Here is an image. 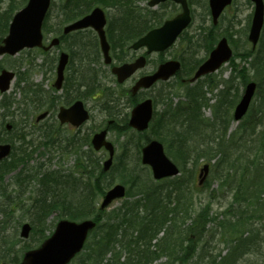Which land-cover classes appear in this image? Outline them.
<instances>
[{
  "label": "rangeland",
  "instance_id": "1",
  "mask_svg": "<svg viewBox=\"0 0 264 264\" xmlns=\"http://www.w3.org/2000/svg\"><path fill=\"white\" fill-rule=\"evenodd\" d=\"M26 1L0 0V15L3 18H6L8 15L12 17L17 10L25 5ZM64 2L65 0H53L51 4L52 6L46 20L47 31L43 35L46 41H49L56 32L51 30L59 29L60 31V27L64 25L62 23L64 20L62 5ZM148 2L149 0H134V6L141 11L142 15H146L148 12L154 13L157 18H160L159 23L166 19L170 12L175 10V6L169 4H159L154 8H149ZM189 4L193 21L184 32V35L170 49L161 53L162 55L152 54L146 67L138 71L131 80L121 86L116 83L115 78L110 73V69L101 63L102 58L98 52L99 55L96 54V57L100 60V66L96 67L95 64H90L89 62L83 63L82 67L77 66L75 63L69 64L65 70V82L62 89L58 92L53 90L52 84L56 78L55 69L58 54L60 51H69L70 54L72 50L71 45L74 44V41L76 42L78 34L69 37L63 45L53 48L46 54H41V51L34 49H25L12 57H0V71L1 69H6L16 74L9 91L0 95V143H9L12 146L11 155L5 161L14 163V160H17L15 162L17 165L12 170L3 173L0 182V264H14L15 261L11 262L12 258L17 256L19 260L21 251L24 248L36 246L42 239V234L44 236L48 235L56 221V214L50 215L49 213L37 227L34 228L30 223L32 220L35 222L33 216L34 200L37 199V193L42 190L38 184L44 179L43 175L37 178L34 177L39 167H41V172L59 173L64 177L73 173L74 175L71 178L82 180V182L85 179H89L91 184L98 179L100 183L102 182V188H105V190L115 184H122L126 190L134 193L137 191L134 184L136 186L142 184L150 185L154 182L150 170L140 163V147L137 150V146H142L148 138L156 139L162 143L166 156L179 167L182 172L181 175H192L189 179L192 180V185L198 187L194 191V209L210 206L209 218L213 219L215 215L218 216L219 221L214 220L208 223L206 235L202 240L209 254L213 257L218 256L219 261L227 253L230 245L224 242V240L227 242L228 238L224 236V230L219 225V222L222 220L223 213L225 217L230 212L228 211L229 206L231 208L236 207L233 204L234 187H230L228 183L229 177L226 178L227 175L232 174L234 171L232 165L234 155L229 157L225 163L224 161L218 163V160L222 158V153L218 152L217 154L214 151H210V149L208 150L209 152L206 151L201 156L197 155L201 151L200 147L205 149L208 147L215 148L220 137L224 140L223 135L220 136L221 131L224 130L223 123L222 130H207L209 124L217 121L214 116L217 106H220V109L224 113L223 121L226 122V119H228L229 126H227L226 138L228 136L231 138L241 126L240 124L248 117L247 114L239 123L234 122L232 119L233 107L239 100L243 88L240 76L234 71L232 62L225 64L217 73L190 86L192 89L198 88L201 90L202 100L199 101V108L196 113L200 118L198 121L199 127L196 134L191 136L192 139L190 138L189 143L185 144L186 147H190L192 150L186 154V160L177 155L173 148L170 151L168 149L170 147L169 134L176 132L183 133L185 130L193 134L196 131V128L193 127V117L189 118L186 122H182L181 126L178 123L176 126L174 116L169 111L170 106L176 108L180 105L186 106L188 104V101L185 99L186 92L184 87L175 80L169 83H158L153 90L149 92L141 91L138 94V99L146 95L156 99V104L154 105L155 117L148 130L141 134L132 131L120 132V128L122 127L121 122L125 115H129L131 110L130 105L134 103L127 93L128 89L133 85L136 78L155 69L156 64L160 60L163 61L162 59L171 60L175 57L185 63L192 58L198 63L207 57L208 52L221 37H225L233 51L232 60H234L233 62L237 66V71L244 69L248 80H256L253 78V71L248 68L246 60L241 57H246L247 53L259 50L262 40H264L260 39L254 50H252L251 44L247 40L253 10L249 0H234L222 13V16H220L216 28L211 26L208 0H190ZM10 10L12 11L10 12ZM106 11L109 13L111 20L117 18V11H112L109 8ZM6 12L8 13L5 14ZM149 19L152 18L149 17ZM81 34L84 37L92 36L90 32ZM261 36H264V28ZM189 41L192 42L193 47L186 51ZM119 49L121 47L117 49L115 55L122 59L121 61L130 59L131 56H134V53L136 55L142 52L139 51L121 56V53H118ZM119 51L121 52V50ZM80 72L82 73L80 74ZM88 74H92L95 78L98 90L91 96L77 97L79 92L85 90L83 85L79 84L87 83L89 80ZM229 84L231 85L229 86ZM220 89H223V91L220 92ZM32 90H38V96H35ZM259 90L263 91L262 88ZM224 94L227 96L225 101ZM77 98L84 102L86 109L90 112L89 121L78 129L71 128L68 125H59L56 119L59 107L65 106L66 102L70 103ZM4 100L7 101L5 102V107L2 105V101ZM254 102L252 103L253 106ZM47 109L52 110L50 115L35 123L36 116ZM108 111H113L114 113L109 115ZM163 111L167 113L164 112L162 114ZM252 111L250 107L248 113L250 114ZM161 115L162 119H160ZM108 120H114L115 123L109 128L107 139L114 145L116 152L112 167L114 169L107 172L103 178L99 177V171L102 168V163L107 158L105 151L95 152L88 145H84L83 147H78L74 153H70L60 148L44 147L42 144L43 137L39 132L40 130L47 131L42 133L44 137L48 131L54 130L56 131L55 138H76L77 140H88L89 142L92 133L96 132L100 127L104 128ZM7 125H11L10 130H7ZM162 126H165V132L161 133ZM259 131L260 127H256L255 131L249 132V134L255 133L253 138H258ZM156 134H159L163 139L155 138ZM24 138L32 142L27 148H24ZM226 138L225 140H228ZM246 139L249 140L248 138ZM162 140L167 142L166 145ZM57 144L63 147L66 142L60 141ZM190 156L191 158L189 159ZM123 161L125 163L124 170H122ZM81 162L84 163L80 165ZM205 163L210 165L209 174L204 185L198 186V171ZM135 177L136 180H133ZM65 180L62 179V181ZM168 185V181L161 183L163 188H167ZM50 186L52 189L50 193H64L67 191L64 185L53 186L51 183ZM62 190L64 191L62 192ZM139 190L141 189L139 188ZM1 191L3 192L1 193ZM138 194L136 193L135 195L137 196ZM260 197H264V190H261ZM100 200L101 197L98 196L94 199L93 206L96 210ZM123 200L112 203L105 211L104 216L117 209ZM260 220H263L262 224L264 225V215L261 216ZM24 223H29L32 226V230L29 237L23 240L19 234L20 228ZM246 235L247 233H244L243 237ZM160 236L161 234L158 235V238ZM153 243H155V240ZM85 249L83 255L73 260L70 264H83L82 260L85 258L86 251L88 250L87 246ZM168 257L163 254L152 264H167ZM199 257L202 258L203 255L195 251L191 255V261L196 262V264H211L208 258L204 262H199L197 259ZM229 264H264V240L263 242L254 241L252 238L250 250L247 249L235 258L233 263Z\"/></svg>",
  "mask_w": 264,
  "mask_h": 264
},
{
  "label": "trees",
  "instance_id": "2",
  "mask_svg": "<svg viewBox=\"0 0 264 264\" xmlns=\"http://www.w3.org/2000/svg\"><path fill=\"white\" fill-rule=\"evenodd\" d=\"M168 4L174 6L171 3H166V5ZM94 7H101L103 9L124 7L125 9H120V11L125 15L124 12L127 10L133 16L129 22H123L119 25H117V20L113 22L116 24L114 26L111 21L108 22L106 29L108 36L114 39L113 45H128L148 30L161 24L159 23L160 18H157L154 13L148 12L146 15H142L141 11L134 6V0H65L62 5V9L64 10V20L62 23L72 22L88 14ZM172 14L170 12L167 18L171 17ZM149 17L152 19H149ZM10 18V15L6 18L0 15V42L3 38L2 35L7 31ZM46 26L45 24V32L47 31ZM262 39H264V36H262ZM188 48L191 49L188 46L186 51ZM241 57L246 60L248 68L253 71V78L256 79L258 84L255 96L256 100L254 106L251 105L253 111L250 114L248 113L247 119L240 124L241 126L231 138L230 136L226 138L227 126H229L228 119H226L224 130L221 129L220 135H223L224 140L220 137L215 148L208 147L205 149L200 147L201 151L197 155L201 156L206 151L209 152V149L217 154L218 152L222 153V158L218 160V163L223 161L225 163L229 157L234 155L232 162L234 171L232 174L227 175L226 178L229 177L228 183L230 187H234L233 204L236 207L231 208L229 206L228 211L230 212L225 217L223 213L222 220L219 222V225L224 230V236L228 238L227 242L225 240L224 242L229 243L230 248L218 262L215 258H208V261L212 262V264L233 263L235 258L247 249L250 250L252 238L254 241L263 242L264 240V225L262 224L263 220H260L261 216L264 215V197H260L261 190H264V40H262L259 50L247 53L246 57ZM191 59L188 62H183V69L178 76L179 78L191 76L198 64L196 60ZM233 61L231 62L234 71L240 76L242 84H246L248 81L246 71L244 69L237 71V66ZM88 76L89 80L93 83L95 80L93 75L88 74ZM185 85V96L189 105L184 110L182 109L177 112H180L181 115L184 112L188 113V119L191 117L197 118L198 114L196 115V113L199 108V101L202 100L201 90L198 88L192 89L188 84ZM93 87V84L86 86L84 93L86 97L93 94V91L89 89ZM260 88L263 91L259 90ZM38 92V90H32L35 96H38ZM226 98L227 96L224 94V101ZM2 102V105L5 107V102L7 101L4 100ZM220 108L218 106L217 111ZM111 114L109 112V115ZM216 116H219V113L216 112ZM182 122H186V119L182 120ZM121 123L120 132L130 131L125 120ZM256 127H260L259 136L258 138H253L255 133L251 135L249 132H254ZM40 131L42 133L46 132L45 130ZM50 132L51 134L48 137H44L45 146L47 144L54 146L56 142L64 140L55 138L56 131L51 130ZM162 132H165V127H161ZM169 135V151L173 148L177 155L186 160V154L192 151L190 147H186L192 133L185 130L183 133L176 132ZM154 137L161 138L159 134H156ZM225 138L228 140H225ZM64 141L66 142L65 148L75 149L88 145V140H84L80 146H77V142L72 138L65 139ZM164 143L166 145L167 142ZM139 147L140 145L137 146V150ZM59 148L62 149V147ZM15 162L17 160H14V163L0 162V175L12 170L17 165ZM83 163L81 162L80 165ZM124 168L125 163L123 161L122 170ZM113 169L111 168L110 170ZM47 172H41L39 168L34 175L35 178L39 175L44 176L42 181L44 186L41 192L37 193V199L34 200L33 216L35 222L32 220L30 223L35 228L44 221L46 215L52 212H57L61 218L74 221L93 219L96 226L95 230L91 233L90 242L87 245L88 250L86 251L85 258L82 260L83 264H152L163 254L169 256L167 264H196V262L191 261V255L195 251L203 255L202 258H197L199 262H204L206 259L205 255L209 254L202 240L206 235L208 223L219 220L217 215L213 219L209 218L210 206L201 208L202 210L194 209V191L198 187L192 185V180L189 179L192 175L184 176L183 174L178 178L164 179L159 182H153L150 185L142 184L136 186L134 184L137 191L132 193L130 190H127L121 205L104 216L105 211L96 210L93 206L95 197H100L105 192V188H102V182L100 183L96 179L91 184L89 179H85L82 182V180L71 178L74 175L73 173L64 177L59 173ZM105 175L106 173L101 168L99 177L103 178ZM62 179L66 180L62 181ZM133 180H136V177ZM166 181L169 182V185L167 188H163L161 183ZM51 183L53 186L64 185L67 191L64 193H50L52 192ZM136 193L139 194L136 196ZM214 228L217 229L216 227ZM244 233H247L245 237H243ZM159 234L161 236L158 238ZM44 238L45 236L42 234V239L38 244ZM154 240L155 243H153ZM26 249H29V247ZM107 256L109 258L106 259ZM18 261V257L14 256L11 262L18 264Z\"/></svg>",
  "mask_w": 264,
  "mask_h": 264
},
{
  "label": "water",
  "instance_id": "3",
  "mask_svg": "<svg viewBox=\"0 0 264 264\" xmlns=\"http://www.w3.org/2000/svg\"><path fill=\"white\" fill-rule=\"evenodd\" d=\"M173 1L181 6V13L163 23L159 28L153 29L139 38L131 46L137 50L141 47L147 48V53L153 51L160 52L170 47L178 35L190 23V13L186 0H151L149 6L153 7L160 2ZM255 4L252 23L248 35V40L255 47L261 28L263 26V2L262 0H251ZM231 0H209V7L213 23L224 9L230 4ZM50 5V0H28L25 7L19 10L11 19L8 27L7 36L0 45V56H13L24 48H42L44 51L58 45V39H53L48 46H43V36L41 32L42 23ZM106 19L100 8H95L89 15L67 25L63 32L67 34L72 31L82 30L91 27L97 34L101 51L104 56V63L109 64L111 59L108 55L109 45L106 41L104 26ZM232 55L227 40L222 38L216 47L210 52L208 59L201 64L195 71L190 82H194L201 76L217 70L222 63L227 62ZM68 61V55L61 53L56 68V80L54 87L60 89L63 80V71ZM145 59L138 58L131 64H124L120 67L112 68V74L116 76L118 83L124 82L132 76L138 69L143 68ZM180 63L177 61H168L159 65L157 70L149 76L140 78L131 88V94L135 95L139 89H149L157 81H167L179 70ZM14 74L2 70L0 72V92L3 93L9 89L10 82ZM256 84L249 82L236 104L233 112L235 121H239L247 112L255 93ZM153 106L151 99H146L137 105L130 112L128 126L137 132L147 129L152 119ZM46 116V113L38 116L40 120ZM60 123H70L73 126H79L88 119V113L84 109L81 101H76L69 108H60L57 115ZM107 130L95 133L91 138V144L94 150L98 151L104 147L108 151V159L103 163V171L109 170L114 155V148L110 142L106 141ZM10 152V145H0V160L6 158ZM141 163L151 168L154 180L172 178L179 174V169L165 155L162 144L152 140L141 149ZM208 165H204L199 172V185H201L208 174ZM125 188L122 185H115L110 188L102 198L99 210L103 211L113 201L123 198ZM95 223L86 219L81 222H74L62 219L55 225L54 231L46 238L41 245L23 253L19 264H68L83 248L88 234L94 229ZM30 232V226L24 224L21 227L20 237L26 239Z\"/></svg>",
  "mask_w": 264,
  "mask_h": 264
},
{
  "label": "bare ground",
  "instance_id": "4",
  "mask_svg": "<svg viewBox=\"0 0 264 264\" xmlns=\"http://www.w3.org/2000/svg\"><path fill=\"white\" fill-rule=\"evenodd\" d=\"M123 8L122 7H116V8L115 7H112V8H109V9H112V11H117L118 12L117 18L111 20V18L109 17V21H111L113 23L114 21L117 20V25H119V24H121L123 22H129L130 21V18H132L133 16L131 14H129L127 12V10L124 12L125 13V15H124L123 12L120 11V9H123ZM112 25L114 26L116 24L113 23ZM78 35L79 36H78L77 40L75 39L76 42L74 41V44H76V43L77 44L76 45H74V44L71 45L72 50L70 51V57H71L73 63H75L77 66H81V65H83V63L88 62L93 57L94 53H95V55L96 54L99 55V53L97 51H95V45H94V41H93L92 36L91 37L90 36L84 37V36H82L83 34H81V33L78 34ZM108 40L110 42H114V39L112 37H108ZM188 46L192 48L193 47L192 42H189V45ZM187 50H190V49L188 48ZM116 54H118V53H116ZM95 66L97 67L98 64H95ZM219 91L222 92L223 89H220ZM108 112L113 113L112 111H108ZM223 120H224V118L222 119V123H223V126H224V123L225 122ZM220 127H221V121L220 120H217V121L209 124L208 127H207V130H209V131H212V130L215 131L216 129L219 130ZM142 148L143 147L140 146V149H142ZM61 150H63V149H61ZM140 163H141V157H140ZM141 165H143V164L141 163ZM1 180H2V175H0V182H1ZM42 183L43 182H40L38 184V186L40 188H42L44 186ZM125 195H126V192H125ZM125 195H124L123 198L113 201V203L116 202V201H119V200H123L125 198ZM94 230H95V228L88 234V236L86 238V241H85V243L83 245V248H82V250L79 253L80 256L83 255V253L85 252V250H86L85 248H86V246L90 242L91 233Z\"/></svg>",
  "mask_w": 264,
  "mask_h": 264
},
{
  "label": "flooded vegetation",
  "instance_id": "5",
  "mask_svg": "<svg viewBox=\"0 0 264 264\" xmlns=\"http://www.w3.org/2000/svg\"><path fill=\"white\" fill-rule=\"evenodd\" d=\"M71 34H74V33H71ZM77 34V33H76ZM70 34H68V35H66V36H64L63 37V41L65 42V40H67L69 37ZM71 37V36H70ZM95 39H97V38H95ZM60 40H62L61 38H60ZM96 43H97V41L98 40H94ZM61 42V41H60ZM97 45H98V43H97ZM99 47V46H98ZM119 50H121V52L120 51H118V53H121V56H123V55H129L130 53L132 54L133 52L132 51H130L127 47H124V48H122V49H119ZM113 52V51H112ZM145 54V52H141V53H139V54H136V56L138 57V56H140V55H144ZM112 57H113V59H114V63H116L117 65H120V64H118V63H121V62H119L120 60H122V59H120V58H118V57H116V55H112ZM95 58H97L96 57V55H95ZM134 59H133V56H131V58L130 59H126V61H124L123 63H128V62H132ZM123 63H121V64H123ZM74 102V101H73ZM72 102V103H73ZM71 103V104H72ZM70 104V105H71ZM69 106V105H68ZM67 107V106H66ZM49 112V111H48Z\"/></svg>",
  "mask_w": 264,
  "mask_h": 264
}]
</instances>
